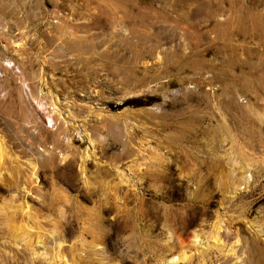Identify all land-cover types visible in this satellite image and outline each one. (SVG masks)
<instances>
[{
    "label": "rangeland",
    "instance_id": "obj_1",
    "mask_svg": "<svg viewBox=\"0 0 264 264\" xmlns=\"http://www.w3.org/2000/svg\"><path fill=\"white\" fill-rule=\"evenodd\" d=\"M0 142V264H264V0H0Z\"/></svg>",
    "mask_w": 264,
    "mask_h": 264
},
{
    "label": "bare ground",
    "instance_id": "obj_2",
    "mask_svg": "<svg viewBox=\"0 0 264 264\" xmlns=\"http://www.w3.org/2000/svg\"><path fill=\"white\" fill-rule=\"evenodd\" d=\"M3 152V144H2V142H0V154ZM33 177H34V174L32 175ZM213 237H211V238H213V240H215L214 242H216L219 238H218V232H216V233H214V235H212ZM195 240H197V239H195ZM217 242H219V241H217ZM198 243V242H197ZM197 247H199L198 245H197ZM177 260L178 259H176V258H173V259H171L170 261H169V263L168 264H176L177 263Z\"/></svg>",
    "mask_w": 264,
    "mask_h": 264
},
{
    "label": "trees",
    "instance_id": "obj_3",
    "mask_svg": "<svg viewBox=\"0 0 264 264\" xmlns=\"http://www.w3.org/2000/svg\"><path fill=\"white\" fill-rule=\"evenodd\" d=\"M133 103V102H132ZM135 103V102H134ZM128 105V104H127ZM127 105H125V106H122V107H126Z\"/></svg>",
    "mask_w": 264,
    "mask_h": 264
}]
</instances>
